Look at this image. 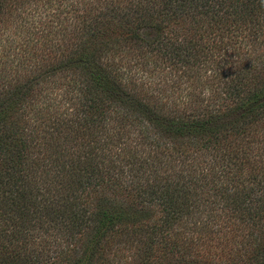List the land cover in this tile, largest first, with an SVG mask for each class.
<instances>
[{
    "label": "trees",
    "instance_id": "trees-1",
    "mask_svg": "<svg viewBox=\"0 0 264 264\" xmlns=\"http://www.w3.org/2000/svg\"><path fill=\"white\" fill-rule=\"evenodd\" d=\"M258 48L262 0H0V264H264Z\"/></svg>",
    "mask_w": 264,
    "mask_h": 264
},
{
    "label": "rangeland",
    "instance_id": "rangeland-1",
    "mask_svg": "<svg viewBox=\"0 0 264 264\" xmlns=\"http://www.w3.org/2000/svg\"><path fill=\"white\" fill-rule=\"evenodd\" d=\"M55 12V11H54ZM54 12H52V14H54ZM67 14V13H66ZM66 14H63L62 16H66ZM68 17V24H70V23H72V22H74V18L72 17V15H71V13H69V15L67 16ZM247 48L248 47H244V48H242L241 49V51L243 52V53H245L246 52V50H247ZM250 48V47H249ZM249 50V49H248ZM231 53V50L227 53V55L229 56V54ZM250 53V52H249ZM255 55H257L258 56V59L254 62V64L255 65H257L260 69H263L264 68V51L262 50V48H258L256 51H255ZM252 57V56H251ZM260 57V58H259ZM262 63H263V65H262ZM166 80H168L169 81V78H166ZM162 81H164L162 78H159V77H156V79H155V82H157V83H159V84H162V83H160V82H162ZM171 83H167L166 85H167V87L170 85ZM163 86V88H167V87H164V84H162L161 85V87ZM160 87V85H159V88H161ZM179 92H180V90H179ZM206 94H208L209 93V90L207 89L206 91ZM166 95H170V94H168V92H166ZM178 96V97H177ZM185 96H186V92L184 93V94H182L181 95V92H180V95H178V94H176L175 93V95H174V97H177V98H179L180 97V100L181 99H184L185 98ZM115 258H116V262L119 260L120 261V264H123V263H125V261L127 262V261H129L130 260V258H131V253L127 250V249H122L120 252H117V253H115ZM113 257V256H112Z\"/></svg>",
    "mask_w": 264,
    "mask_h": 264
},
{
    "label": "clouds",
    "instance_id": "clouds-1",
    "mask_svg": "<svg viewBox=\"0 0 264 264\" xmlns=\"http://www.w3.org/2000/svg\"><path fill=\"white\" fill-rule=\"evenodd\" d=\"M262 5H264V0H262Z\"/></svg>",
    "mask_w": 264,
    "mask_h": 264
}]
</instances>
